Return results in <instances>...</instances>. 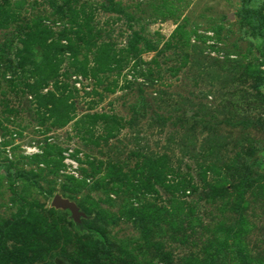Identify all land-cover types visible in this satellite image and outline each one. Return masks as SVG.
Returning <instances> with one entry per match:
<instances>
[{"label":"rangeland","instance_id":"374dc122","mask_svg":"<svg viewBox=\"0 0 264 264\" xmlns=\"http://www.w3.org/2000/svg\"><path fill=\"white\" fill-rule=\"evenodd\" d=\"M0 264H264V0H0Z\"/></svg>","mask_w":264,"mask_h":264},{"label":"water","instance_id":"95a60500","mask_svg":"<svg viewBox=\"0 0 264 264\" xmlns=\"http://www.w3.org/2000/svg\"><path fill=\"white\" fill-rule=\"evenodd\" d=\"M52 206L60 209H67L71 212L74 221H78L80 213L76 205L69 200L55 196L52 200Z\"/></svg>","mask_w":264,"mask_h":264}]
</instances>
